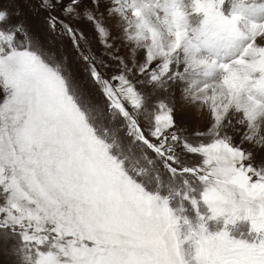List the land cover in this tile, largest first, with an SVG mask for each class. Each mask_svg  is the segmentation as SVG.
Listing matches in <instances>:
<instances>
[{
	"label": "snow or ice",
	"instance_id": "obj_1",
	"mask_svg": "<svg viewBox=\"0 0 264 264\" xmlns=\"http://www.w3.org/2000/svg\"><path fill=\"white\" fill-rule=\"evenodd\" d=\"M0 264H264V0H0Z\"/></svg>",
	"mask_w": 264,
	"mask_h": 264
}]
</instances>
